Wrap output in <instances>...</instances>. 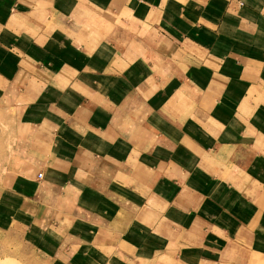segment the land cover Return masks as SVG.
<instances>
[{
  "label": "crops",
  "instance_id": "crops-1",
  "mask_svg": "<svg viewBox=\"0 0 264 264\" xmlns=\"http://www.w3.org/2000/svg\"><path fill=\"white\" fill-rule=\"evenodd\" d=\"M8 214L45 264H264V0H0Z\"/></svg>",
  "mask_w": 264,
  "mask_h": 264
},
{
  "label": "rangeland",
  "instance_id": "rangeland-1",
  "mask_svg": "<svg viewBox=\"0 0 264 264\" xmlns=\"http://www.w3.org/2000/svg\"><path fill=\"white\" fill-rule=\"evenodd\" d=\"M0 216V264H45L43 257L27 243L23 231L7 227L17 226L15 220L20 215L12 214L11 222L9 214Z\"/></svg>",
  "mask_w": 264,
  "mask_h": 264
}]
</instances>
